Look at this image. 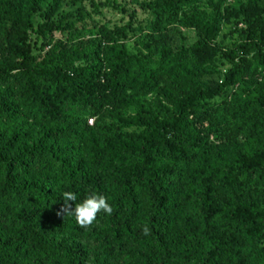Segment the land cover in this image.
Instances as JSON below:
<instances>
[{"label":"trees","instance_id":"obj_1","mask_svg":"<svg viewBox=\"0 0 264 264\" xmlns=\"http://www.w3.org/2000/svg\"><path fill=\"white\" fill-rule=\"evenodd\" d=\"M205 1H150L131 47L65 23L36 56L64 0H0V264H264V0ZM64 192L113 213L81 227Z\"/></svg>","mask_w":264,"mask_h":264},{"label":"rangeland","instance_id":"obj_2","mask_svg":"<svg viewBox=\"0 0 264 264\" xmlns=\"http://www.w3.org/2000/svg\"><path fill=\"white\" fill-rule=\"evenodd\" d=\"M152 0H64L63 7L54 16V21H60L62 15H67L65 21L59 24L58 29L47 31L46 38L43 39L38 34V25L42 22L41 12L38 11L32 20L33 29L29 34V43L34 55L41 56L44 52L42 43H46L52 39L54 42L58 39H65V32L62 28L65 23H75L78 26H85L91 28L95 23H101L109 29L115 27H125L126 37L124 41L128 43L129 47L132 46L135 38L141 34L147 33L152 23L151 9L146 5ZM91 3H94L98 8L97 10ZM198 5L202 8L207 6L205 0H199ZM98 11V13L96 12ZM186 36H192L193 33L188 31ZM232 38L228 33V25H224L219 39L216 41L217 57L224 49H232ZM222 62H227L225 58Z\"/></svg>","mask_w":264,"mask_h":264},{"label":"clouds","instance_id":"obj_3","mask_svg":"<svg viewBox=\"0 0 264 264\" xmlns=\"http://www.w3.org/2000/svg\"><path fill=\"white\" fill-rule=\"evenodd\" d=\"M63 199L64 205L58 215H74L77 223L81 227H88L93 224L98 213L101 211L108 215L113 213L112 206L108 203L107 197L103 194L93 193L89 195L82 203H76L74 210L68 202H75L77 200V196L72 192H64ZM143 232L147 235L149 229L145 226Z\"/></svg>","mask_w":264,"mask_h":264},{"label":"built area","instance_id":"obj_4","mask_svg":"<svg viewBox=\"0 0 264 264\" xmlns=\"http://www.w3.org/2000/svg\"><path fill=\"white\" fill-rule=\"evenodd\" d=\"M91 121L89 120V123H90Z\"/></svg>","mask_w":264,"mask_h":264}]
</instances>
